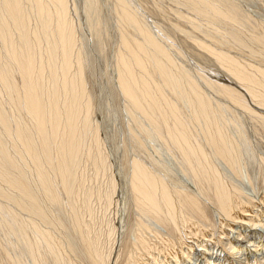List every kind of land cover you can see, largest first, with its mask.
Listing matches in <instances>:
<instances>
[{
	"label": "bare ground",
	"instance_id": "1",
	"mask_svg": "<svg viewBox=\"0 0 264 264\" xmlns=\"http://www.w3.org/2000/svg\"><path fill=\"white\" fill-rule=\"evenodd\" d=\"M112 1L118 165L80 35L106 45L109 0H0V264H264V19L171 0L166 41Z\"/></svg>",
	"mask_w": 264,
	"mask_h": 264
},
{
	"label": "rangeland",
	"instance_id": "2",
	"mask_svg": "<svg viewBox=\"0 0 264 264\" xmlns=\"http://www.w3.org/2000/svg\"><path fill=\"white\" fill-rule=\"evenodd\" d=\"M76 1L81 4L83 0H76ZM159 1L166 11L167 15H165V16H161L160 14L156 13L154 10L155 3L159 2ZM234 1L239 3V5L241 6V9L245 13H247L248 15L252 16L253 18L260 19V20L264 19V0H234ZM110 4H112V5L110 6ZM106 5L108 8L105 7L107 11H104V13L107 12V13H105V18L107 19V22H106L107 24L105 23V29H104L105 31L103 30V36L106 37V38L104 37L105 38L104 43L106 44L104 46L106 48H104L103 45H102V47L99 46V44L96 41V38H94V36L91 34V31L89 30V28H88L89 31L88 30L84 31V28L86 29L88 27L86 25L83 28V31L80 33V35L83 36L84 38L81 36L80 37H81V42H83L82 40L84 39V42L82 44L85 48L86 56L89 57V58L87 57V61H89L88 63L92 64V66H94V68H95V70H94L95 76L93 74H91L89 77V81H90L89 87L90 86L92 87V88L90 87V90H91L92 94L94 95L93 97L95 99L98 97V99H96L97 100V103H96L97 106L95 107L98 111L95 109L92 117H93V120L96 121V123L100 124L101 132H100L99 137H100L101 143L104 145L106 151H108L110 158H112L111 160L114 162V164L116 163L115 165H118L120 163V160H121L120 154L124 148V141H125V139L128 138V136L130 134L129 133L130 129H129L128 115L125 113L126 112L125 107H123L124 101H123V98L120 97L121 95L119 94V91L117 90V87H116L117 85L115 84V81H114V77H115L114 74L116 73V66H117V64H116L117 63V61H116L117 60V58H116L117 51H119L118 49L121 48L120 47L121 41L119 42V40H118V39H120V34L117 31V30H119L118 29V22H117V17H116L115 12H114L115 5H114V2L112 0H109V3H107ZM109 6H110V8H109ZM136 6H137L139 13H141L144 16L145 20L152 27L153 31H155V33L157 32L156 34H159V35L161 34L162 38L165 39L166 41H168V38L170 40H173V41H175V40L180 41L181 40V38H179V37H181L180 34L177 32L174 33L175 30L172 27V25L174 23H177V20H178L176 17V13H175V9L177 8V6L174 2H172L171 0H137ZM173 11H174V13H172ZM108 14H110V16H108ZM107 16H108V18H107ZM82 19L84 20V17ZM108 19H109L110 23L108 22ZM159 20L161 23L159 22ZM107 25L109 26V29H107ZM110 27H111V29H110ZM161 28H162V30H161ZM108 31H110V32L108 33ZM89 32H90V34H89ZM89 35H92L91 38ZM118 36H119V38H118ZM88 38H90L92 40V44H91V40ZM107 38H109V40H107ZM96 44H98V45H96ZM96 48L97 49L100 48V50H97ZM101 49H104V50H101ZM87 53H89V54H87ZM91 59H92V61H91ZM190 60H189L190 63L188 61V64L193 68L195 65L194 64L195 60L192 58ZM98 105H100V106H98ZM101 108H102V110H101ZM124 210L125 209H124L123 205H120L119 206V214L121 215L122 213H124ZM99 211H100V209L98 208L97 213ZM99 214L101 215V212L98 213V215Z\"/></svg>",
	"mask_w": 264,
	"mask_h": 264
}]
</instances>
